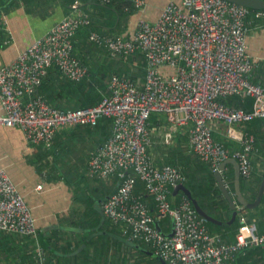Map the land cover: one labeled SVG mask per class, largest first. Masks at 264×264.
Returning <instances> with one entry per match:
<instances>
[{
    "label": "built area",
    "instance_id": "2783aa9c",
    "mask_svg": "<svg viewBox=\"0 0 264 264\" xmlns=\"http://www.w3.org/2000/svg\"><path fill=\"white\" fill-rule=\"evenodd\" d=\"M94 1L109 4L114 0ZM134 1L139 8L145 4V0ZM81 3L76 0L67 17L12 62L6 64L0 56V101L6 112L0 115V125L21 127L29 142L50 147L61 129L95 127L101 119H111L112 134L89 163L91 176L108 179L117 175L120 179L102 204L104 215L124 225L129 241L149 246L166 264H234L243 250L264 245V233L245 216L236 241L228 243L210 232L208 220L184 193L174 206L173 190L185 184L187 176L177 166L156 165L150 154L151 116L164 113L170 123L165 143L171 144L180 127H188L192 151L214 174L222 173L227 188L228 170L221 166L230 158L238 160L243 178L253 177L256 137L239 128L264 119V83L252 81L256 64L248 44V17L253 9L229 0L172 1L157 21L140 20L131 38L92 30L90 42L111 57L141 52L147 62L144 81L140 85L129 77L114 75L108 84L109 95L99 104L61 109L38 90L52 68L74 82L88 75V67L75 53L78 31L93 24ZM256 17H264V12L258 11ZM232 96L252 98V108L222 101ZM221 125L238 148L231 149L214 138ZM138 181L153 198L154 213L137 192ZM168 219L173 227L164 232L173 230L170 237L156 226ZM0 231L33 238L39 233L31 207L1 165ZM38 257L45 261L40 246Z\"/></svg>",
    "mask_w": 264,
    "mask_h": 264
},
{
    "label": "crops",
    "instance_id": "0c3cea01",
    "mask_svg": "<svg viewBox=\"0 0 264 264\" xmlns=\"http://www.w3.org/2000/svg\"><path fill=\"white\" fill-rule=\"evenodd\" d=\"M75 1L0 0V56L4 63L12 62L34 41L48 34L57 23L67 17ZM81 1L82 10L92 17L101 33L128 39L134 35L140 20L155 22L170 2L182 3L183 0H145L141 8L134 0H129L126 5L119 0L110 6L94 0ZM255 17L254 13L248 17L249 52L256 64L252 81L264 83V18L257 20L258 17ZM75 50L84 61L93 66L98 77L105 78L103 98L109 95L107 86L114 75L126 76L125 73H129L132 76L147 66L146 59L136 55L111 57L107 50L91 43L89 39L85 41L80 35ZM62 77L64 76L58 68L50 69L44 79L45 86L49 85L50 90L58 95L60 103H77L76 98H63L65 90L60 87ZM93 80V77H89L87 81L91 83ZM143 81L144 77L138 79L140 85ZM94 84L98 83L94 81ZM29 98L26 96L25 100L28 101ZM4 114L6 112L0 101V115ZM155 116L150 121V154L156 165L161 167L172 164L182 167L193 176L194 183L203 182L205 167L209 165L192 151L189 128L180 127L174 134L172 143L167 144L165 134L170 129L168 118L164 113H155ZM239 128L256 137V150L253 153L256 181L264 174V119H255ZM112 131V120L103 118L95 127L61 129L56 133L53 144L45 147L29 142L21 127L0 125V165L9 172L31 207L37 219L38 243L52 249L53 253L48 254L40 245L43 255L51 258V264H136L138 260L145 262L144 256L147 253L154 257L150 251L140 248L141 242L127 239L124 225H115L102 212L103 201L117 189L119 177L112 175L108 179H102L89 174L93 153L107 141ZM218 134L221 138L226 137L223 130ZM233 146L238 148L239 145L235 143ZM227 170L235 173L234 165L229 164ZM216 183L219 188L217 180ZM40 186L42 190L38 189ZM229 190L235 197V185L234 189L229 185ZM203 201L214 212L221 214L217 206L210 203V199L203 197ZM96 208L100 211L98 214ZM239 210L240 224L241 218L245 216L257 225L260 233H264V201L257 208L248 210L239 206ZM223 215V218H227L224 213ZM104 235L108 237L102 239ZM21 238L24 237L15 235L4 238V243L0 240V264H44V261L33 263L29 259L30 255L39 259V245L35 243L27 251L25 245L19 242ZM119 241L123 242L122 245H119Z\"/></svg>",
    "mask_w": 264,
    "mask_h": 264
},
{
    "label": "trees",
    "instance_id": "16d2710c",
    "mask_svg": "<svg viewBox=\"0 0 264 264\" xmlns=\"http://www.w3.org/2000/svg\"><path fill=\"white\" fill-rule=\"evenodd\" d=\"M117 1H119V0H114L109 4H103V5L110 6ZM122 1L125 3V5L129 2V0H122ZM258 11H263V10H254L253 9L252 13H254L256 16V13ZM261 18H264V17H258L256 19L258 20ZM92 30H98L99 31V29H97V27L95 26L94 22L90 27H83L78 31L76 38H75V49L77 47V39H79V35H80V37L85 38V41H86V39L87 40L89 39V34ZM75 53L80 58L82 63L88 67V70H89L88 75L85 77V79L80 81L81 83L80 82H74L68 78L62 77L63 81H62L60 87H61V89L65 90L62 93L63 98H65L66 100H71L72 97L76 98L77 103L72 104V105H71V101H69V103H67V105L60 103L58 101V98H57L58 95H55V93L52 92L53 90H50L49 85L45 86L44 81L40 87V89L42 88V91H40V89L38 91V93L42 94L52 105L57 106L58 108H61V109H78V108H86V107H90V106H95V105L99 104L104 97L102 94V91L106 89V84L104 82L105 78L104 77L103 78L98 77L97 72L94 71V69H93V66L89 65V63L84 61L83 58L77 54L76 50H75ZM136 57H143L145 59L144 55L141 52L137 53ZM125 74H126V77H129V78L131 77V79L136 80L138 82L139 78H143V77L145 78L146 69L143 68L140 70V73H138V72L134 73V74H132V76L129 75V73H125ZM88 76L93 77L95 80H93V82H91V83L88 82L87 81V80H89ZM123 76H125V75H123ZM94 81L98 84L95 85ZM107 88H108V86H107ZM222 101L228 105H235L236 107H243L246 110H250L253 106V99L252 98H241L238 96H232V97L225 98ZM155 117H156L155 113L152 114L150 121L152 122V120H154ZM214 138L218 141L223 142L227 147H229L231 149H236L233 146L235 143L233 141H231L230 139H228L226 137L221 138V135L218 133L214 134ZM172 163L175 164L174 162H172ZM174 166H176V165H174ZM177 167H179V166H177ZM179 168L187 176V181L185 184L192 191L194 197L199 200L200 204L204 207V209H206L212 216L216 217L217 219H220L223 221L228 220V219L230 220V218L232 217L233 211L230 207L229 201L223 195L220 188L216 187V184H217L216 179L214 177V173H212L210 166L205 167L206 175L204 176V178H205L204 181L203 182H195V183L193 181V176L191 177V175H189L188 172L184 168H182V167H179ZM263 175L264 174L259 176L258 180H256V181H255V174L253 175L254 177H252L250 180H247V179L242 177V183H241L242 191L245 194L246 198L251 202L254 201L257 197V191H258V188L261 184ZM228 176H229L228 183H229L230 187L232 186V188L234 189L235 173L230 171V172H228ZM196 185H197V187H196ZM137 186H138L136 188L137 192L139 194L143 195L144 200L150 204V206L152 207V212L154 213L155 212V202H154L153 198L148 195V193L145 189L144 183L142 181H138ZM203 197H206V199L207 198L210 199V203L212 205L217 206V210L222 215L217 214L216 212L213 211L214 209H212L208 205H206L205 202L203 201ZM178 200H179L178 197L176 199L173 198V193H172L171 202L174 206L177 204ZM263 201H264V199H263ZM95 211L97 212V214H98V212H100L97 208L95 209ZM222 212L225 214V216H227V218H223L224 215ZM168 225L169 226L171 225L169 219L166 220L165 222L160 223V226L162 227L163 231H166V232L167 231L169 232L170 231L169 229H171V226L169 228ZM240 226H241V224L239 221V217H237L235 222L229 226H222V225H218V224H215L212 222H208V228H209L210 232L212 234L221 235L224 238V240L228 243H233L236 241ZM12 236H15V235L7 234V233L0 231V240L2 239V243H4L3 242L4 238H7V237L10 238ZM106 237H108V236L104 235L102 237V239H105ZM21 239L22 240L19 242L21 244L23 243L25 245L27 251H28V249L32 248L33 244L35 245V243H37V245H39V243H38L39 236L37 238L24 237ZM122 243H123L122 241H119V245H122ZM40 245L43 246L45 248V250H47L48 254H51V252H52L51 248H50L51 250H49V248H47V246L45 247L42 244H40ZM54 245H56V243H54ZM140 248L146 249L145 250L146 252L150 251V253L151 252L153 253V251L150 249V247L143 244V243H141ZM54 255L57 256V254H54ZM144 258H145L144 263H146V264H162L161 259L158 258L157 256L153 257L147 253L144 256ZM29 259H31L33 261V263L40 262L39 259H37V258L35 259V255H30ZM50 259L51 258L50 257L48 258V255L45 256L44 264H51ZM234 264H264V245L253 246V247H249V248L243 250L242 252H240L238 254L237 260Z\"/></svg>",
    "mask_w": 264,
    "mask_h": 264
},
{
    "label": "water",
    "instance_id": "95a60500",
    "mask_svg": "<svg viewBox=\"0 0 264 264\" xmlns=\"http://www.w3.org/2000/svg\"><path fill=\"white\" fill-rule=\"evenodd\" d=\"M229 1L233 2V3L240 4L242 6H246L248 8L254 9V10H263L264 11V0H229ZM229 164H233L235 167V192H236L235 197L230 193L229 188H227V186L224 182L222 173L221 172L215 173V178L218 182L219 188L222 191V193L224 194V196L226 197V199L229 201L230 207L233 211L232 217L229 221H223V220L217 219L216 217L212 216L206 209H204V207L200 204L199 200L194 197L192 191L187 187L186 184H180L174 189L173 198L176 199L179 193H184L192 201L197 212L201 216L205 217L208 220V222H212V223L222 225V226H229V225L233 224L239 215V211H240L239 206H242V208H246V209H254V208H257L263 202V199H264V177L262 178L261 184L259 186L256 199L251 202L246 198V196L243 193L242 188H241L242 176H241L240 165H239L238 160L235 158H230L229 160L225 161L222 164L221 169H226V167ZM102 212H103V209H102ZM103 214H104V212H103ZM156 226L160 230L161 233L165 234V236H167V237L173 236V234H174L173 230L168 234V233H165L163 231V229L159 223H156ZM152 255H154V254L152 253ZM161 262H162V264H166V262L164 260H161Z\"/></svg>",
    "mask_w": 264,
    "mask_h": 264
},
{
    "label": "rangeland",
    "instance_id": "374dc122",
    "mask_svg": "<svg viewBox=\"0 0 264 264\" xmlns=\"http://www.w3.org/2000/svg\"><path fill=\"white\" fill-rule=\"evenodd\" d=\"M223 128H225L224 127V125H221L220 126V129L219 130H223ZM230 139V138H229ZM231 140V139H230ZM173 141V140H172ZM231 141H233V140H231ZM234 142V141H233ZM172 143V142H171ZM34 214V213H33ZM35 216V215H34ZM28 237V236H27ZM136 264H146V263H144L142 260H138V261H136Z\"/></svg>",
    "mask_w": 264,
    "mask_h": 264
},
{
    "label": "bare ground",
    "instance_id": "6f19581e",
    "mask_svg": "<svg viewBox=\"0 0 264 264\" xmlns=\"http://www.w3.org/2000/svg\"><path fill=\"white\" fill-rule=\"evenodd\" d=\"M131 78V77H130ZM81 83V82H80ZM150 202V201H149ZM116 225V224H115ZM123 226V225H122ZM114 228V227H113ZM105 230V229H104ZM117 230V229H116ZM97 232V231H96ZM114 233V232H113ZM124 235V234H123Z\"/></svg>",
    "mask_w": 264,
    "mask_h": 264
}]
</instances>
